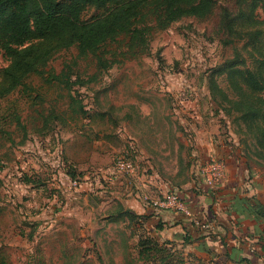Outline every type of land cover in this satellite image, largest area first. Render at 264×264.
Masks as SVG:
<instances>
[{
    "label": "rangeland",
    "instance_id": "rangeland-1",
    "mask_svg": "<svg viewBox=\"0 0 264 264\" xmlns=\"http://www.w3.org/2000/svg\"><path fill=\"white\" fill-rule=\"evenodd\" d=\"M222 6L236 9L237 3L216 0L205 17L184 16L153 31L136 57L122 55L118 42L107 44L104 68H97L91 54L77 56L75 46L59 50L46 67L58 72L69 63L73 81L68 87L43 84V108L55 104L62 116L39 131L42 121L29 116L34 106L20 90L0 101V129L7 131H0V264H164L165 255L172 264H199L180 240L162 236L160 245L151 244L150 224L117 214L118 197L127 186L148 206L196 217L166 195L174 186L188 197L202 169L212 173L206 171L211 158L222 170L215 183L224 175L216 151L201 153L197 142L210 136L222 147L240 145L243 151L246 143H254L219 91L235 93L223 70L237 56L234 46L247 65L254 59L244 40L226 42L228 34L219 24ZM104 10L88 5L82 17ZM256 14L262 17V10ZM7 63L0 53V78ZM32 80L41 85L39 77ZM11 109L10 115L19 113L27 127L22 142V124L2 116ZM138 142L147 148L156 178L148 164L139 169L134 155L130 180L115 169L116 156L135 153ZM247 162L264 170V157L251 153ZM143 194L163 203L150 204ZM141 240L150 244L140 247Z\"/></svg>",
    "mask_w": 264,
    "mask_h": 264
},
{
    "label": "trees",
    "instance_id": "trees-1",
    "mask_svg": "<svg viewBox=\"0 0 264 264\" xmlns=\"http://www.w3.org/2000/svg\"><path fill=\"white\" fill-rule=\"evenodd\" d=\"M215 1L0 0V53L8 61L1 69L0 101L14 90H20L26 101L34 106V114L29 116L42 121V127L37 128L39 131L52 121H58L62 116L56 110L55 104L48 109L43 108L46 97L43 84L55 88L59 85L68 87L73 81L71 76L74 71L69 63L58 72L46 67L59 50L75 46L77 56L91 54L95 58L97 68H104L107 66V58L104 57L107 44L118 42L122 48L119 51L122 55L127 58L136 57L148 47L153 31L166 28L184 16L205 17L213 10ZM236 3V9L222 6L219 24L228 34L226 42L231 39L244 40L243 46H248V53L254 59L247 65L240 49L234 46L237 56L228 59L223 70L226 71L235 93L230 97L222 89L219 91L221 98L230 104L228 110L236 112L235 120L245 126L244 130L250 134L254 142L246 143V150L241 154L248 160L251 153L264 157V0H236ZM88 5L105 10L93 17L83 18L82 11ZM258 8L262 10V17L256 14ZM34 76L40 78L41 85L33 83ZM12 110L5 111L2 116L4 119L15 121L17 125L22 124L23 137L20 141L22 142L25 140L27 127L19 113H13V117L10 115ZM64 112L65 110L63 116ZM0 131L7 132L3 128ZM9 132L8 139L13 140ZM235 153L232 159L225 161L226 165L238 161L241 155ZM1 167L2 164L0 169ZM69 172L73 177L76 175L72 170ZM219 184H216L210 194L218 197V206L225 209L227 205L224 199L220 198ZM197 194L199 191L193 188L188 197L181 195L188 208L190 201L195 199ZM117 214H127L137 219L130 211L119 210ZM205 217L215 228L210 232H216L219 223L214 222L208 215ZM192 225L194 227L193 223ZM154 226L161 227L162 224L156 223ZM184 227L186 229L184 240L188 243L208 240V235H195L189 226ZM228 231L225 236H219L227 253L233 252L235 245L226 237ZM147 238L154 246L160 245L156 238L149 235ZM150 241L141 240L139 246L142 247L146 242L150 244ZM140 247L139 253L142 252ZM165 256L164 264H172Z\"/></svg>",
    "mask_w": 264,
    "mask_h": 264
},
{
    "label": "crops",
    "instance_id": "crops-1",
    "mask_svg": "<svg viewBox=\"0 0 264 264\" xmlns=\"http://www.w3.org/2000/svg\"><path fill=\"white\" fill-rule=\"evenodd\" d=\"M203 142H197L198 151L204 153L205 150L214 149L225 167L224 175L219 182V191L220 198L224 199L227 208L218 206L216 197L208 191H203L190 201L189 211L197 214L198 218L208 215L214 222L217 221L219 224L216 232L203 231L195 224L193 227L191 223L193 216L190 213H178L164 207L146 205L140 197V192L136 189L132 192L127 186L122 187L121 196L118 197L121 204L119 210L130 211L136 215L139 222H142L140 220L142 218L144 224L147 226L150 224L149 236L156 238L157 241L160 237L166 236L187 244V251L194 254L196 263L264 264V170L256 169V166L248 163L242 155L238 157L236 163L226 165L225 161L232 159L236 151L239 154L243 153L240 145L222 147L210 136L203 139ZM148 154L147 148L138 142L136 160L142 165L139 169L144 170L143 166L148 164L151 176L156 178L158 171L152 168ZM162 184V182L157 184V187ZM156 223H161L162 226L155 227ZM184 225L189 226L195 235H208V240L188 243L184 240L186 232ZM227 231L226 237L235 243L233 252L228 253L225 245L219 240V236H225Z\"/></svg>",
    "mask_w": 264,
    "mask_h": 264
},
{
    "label": "built area",
    "instance_id": "built-area-1",
    "mask_svg": "<svg viewBox=\"0 0 264 264\" xmlns=\"http://www.w3.org/2000/svg\"><path fill=\"white\" fill-rule=\"evenodd\" d=\"M134 152H135V148H134ZM133 155H134V159L136 157V152L135 153H130L129 151H124L123 153H121L120 155L116 156V163H115V169L121 173L124 174L125 176H127V178H129L133 175L134 173V166H133ZM209 166L206 171L209 169L210 171H212V173H210L209 171L204 172V170L202 169V172L198 174L196 179L197 180V184L194 185V188L196 187L199 190H207L209 192L212 193V191L215 189L216 186V180H218V178L220 177L219 174L222 173V170L219 171V166L220 164H217L216 159L211 158L209 161ZM199 177V178H198ZM78 182V180L76 178L73 177L72 179V183L76 184ZM144 193V192H143ZM168 198V201H173L175 204H177V206L179 208L185 209L186 210V203L185 200L182 198H180L179 196H181L178 192V190L176 189V187L172 186V189L170 191L169 194L166 195ZM143 198L145 199V201L149 202L150 200V204H152V202L156 205V204H162L163 201H153L151 200L147 194H143ZM178 198V200L176 201L175 199ZM217 200H219L218 197H216ZM191 223L197 225L201 230L203 231H210V230H214V226L212 225L211 221L207 220L206 217H193L191 219Z\"/></svg>",
    "mask_w": 264,
    "mask_h": 264
}]
</instances>
